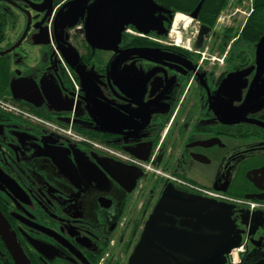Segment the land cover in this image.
Returning a JSON list of instances; mask_svg holds the SVG:
<instances>
[{"label": "flooded vegetation", "instance_id": "obj_1", "mask_svg": "<svg viewBox=\"0 0 264 264\" xmlns=\"http://www.w3.org/2000/svg\"><path fill=\"white\" fill-rule=\"evenodd\" d=\"M95 1L0 0V97L80 135L0 109V215L25 263L264 264V31L195 6L193 31L168 9L93 48Z\"/></svg>", "mask_w": 264, "mask_h": 264}, {"label": "water", "instance_id": "obj_2", "mask_svg": "<svg viewBox=\"0 0 264 264\" xmlns=\"http://www.w3.org/2000/svg\"><path fill=\"white\" fill-rule=\"evenodd\" d=\"M200 0L195 9L187 16L196 18L197 12L202 4ZM155 0H98L89 9L88 20L92 26L88 27L87 40L93 48L110 49L111 44L117 43L125 25H134L139 31H148L155 20L157 12L167 11ZM169 11V10H168ZM101 23V24H100ZM33 90L37 87L32 84ZM11 97L19 99L17 92V81L10 83ZM0 235L5 241L15 264H26L24 256L16 248V243L8 232L7 225L0 215ZM138 246L136 255L142 252L144 246V235Z\"/></svg>", "mask_w": 264, "mask_h": 264}, {"label": "trees", "instance_id": "obj_3", "mask_svg": "<svg viewBox=\"0 0 264 264\" xmlns=\"http://www.w3.org/2000/svg\"><path fill=\"white\" fill-rule=\"evenodd\" d=\"M159 5L172 12L187 14L200 0H155ZM228 0H203L200 6V21L212 26ZM253 12L243 28V34L250 39L257 38L264 31V0H253ZM50 119L48 117H45Z\"/></svg>", "mask_w": 264, "mask_h": 264}, {"label": "rangeland", "instance_id": "obj_4", "mask_svg": "<svg viewBox=\"0 0 264 264\" xmlns=\"http://www.w3.org/2000/svg\"><path fill=\"white\" fill-rule=\"evenodd\" d=\"M252 3L253 0H228L225 7L217 16L216 23H218V25H221L224 23L229 24L236 21L232 27L239 28L248 19L250 14L249 12H251L252 10ZM194 25L195 22L193 21H189L186 26L184 22H179L174 28V31L185 30L187 32H190L194 30Z\"/></svg>", "mask_w": 264, "mask_h": 264}, {"label": "built area", "instance_id": "obj_5", "mask_svg": "<svg viewBox=\"0 0 264 264\" xmlns=\"http://www.w3.org/2000/svg\"><path fill=\"white\" fill-rule=\"evenodd\" d=\"M0 109L6 112H10L17 116H22L31 121L38 122L42 124L43 126H45L46 128H48L49 130H51L52 132L62 134L68 137L69 139L80 140V135L72 131V129L69 126H63V125L54 123L52 121L46 120L44 118H41L35 115L34 113L24 108H21L20 106H18L17 104L13 103L12 101L8 99L0 98Z\"/></svg>", "mask_w": 264, "mask_h": 264}, {"label": "bare ground", "instance_id": "obj_6", "mask_svg": "<svg viewBox=\"0 0 264 264\" xmlns=\"http://www.w3.org/2000/svg\"><path fill=\"white\" fill-rule=\"evenodd\" d=\"M189 21L190 19L187 16L177 13L173 19V26L175 27L179 22H184L186 26Z\"/></svg>", "mask_w": 264, "mask_h": 264}]
</instances>
